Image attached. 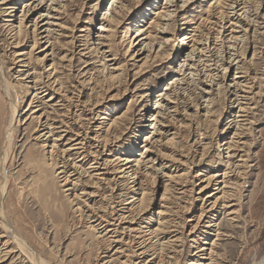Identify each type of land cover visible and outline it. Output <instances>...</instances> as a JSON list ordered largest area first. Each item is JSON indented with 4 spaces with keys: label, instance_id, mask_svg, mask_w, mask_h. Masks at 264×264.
Wrapping results in <instances>:
<instances>
[{
    "label": "rangeland",
    "instance_id": "rangeland-1",
    "mask_svg": "<svg viewBox=\"0 0 264 264\" xmlns=\"http://www.w3.org/2000/svg\"><path fill=\"white\" fill-rule=\"evenodd\" d=\"M29 1L13 0L18 4L15 19L7 17L2 11L5 7L0 5V205L2 217L10 228L8 235L12 232L25 239L36 255L48 264H123L126 259H130L127 264H136L151 259L134 256L133 237L123 230L127 225L122 226L117 235L120 243H114L112 247L105 242L110 236L96 228L93 222L96 214L101 212L108 213L113 224L107 198L118 187L121 191L114 192L115 198L126 195L132 198L134 192L130 193L128 187H133V180H119L114 168L107 173L103 171L106 175L101 177V196L91 197L98 188L86 173L92 162L85 160L81 165L83 169L73 174L72 163L81 157H63V151L69 148L73 139L69 130L74 118L70 115L71 105L66 103L62 107L61 100L56 99L49 103L51 109L48 106L51 93L41 100L47 104L46 111L36 115L47 112L50 123H56L57 129H52L48 143L40 137L45 125L38 126L30 111L36 93L30 89L32 85L26 83L39 80L46 83L44 86L51 87L47 74L43 75L44 70H49L52 65L57 68L63 94L69 98L74 96L77 101L76 114L80 117L75 123L77 129L74 128L88 133L91 130V138L95 139L92 143L96 145L93 148L104 155L103 158L108 160L112 156L137 161L138 165H134L139 174L137 172L135 177L143 183L147 206L150 207H134L133 215L138 216L146 209V214L142 213L143 225L154 229L157 225L155 213L160 208L158 204L167 184L165 177L182 176V182L189 178L194 181L199 170L213 175L221 168V157L227 160L226 152H223L226 147L220 146L230 142L236 130L228 128L233 127L235 118L232 116L237 112L234 106L238 105L236 98L229 95V89L238 82L237 73L246 69L257 81V85L253 84V95H250L252 101L248 102L252 115L242 142L246 144L249 165L243 169L246 176L233 179L234 183L238 180L244 183L237 195L239 207L225 210L215 217L221 224L220 235H207L209 245L205 247L212 249L209 257L214 260L213 264L260 262L264 258V0H37L30 1L34 6L25 9L24 4ZM243 2L246 9L240 11L238 6ZM161 8L167 15L171 14L174 21H161L163 17L168 19L164 14L156 17L155 12ZM28 10H34L35 14L26 22ZM10 19L13 22H7ZM22 21L19 40L23 47L12 49L9 47L14 35L12 31L20 30ZM36 22L39 28L43 27L41 31H49L52 35L54 32L50 41L53 47L46 54H41V50L31 52L33 41L27 38L34 31ZM233 23L241 27L248 23L255 25L247 32L246 41L243 44L239 41L234 50L229 49L233 44V41L229 43V36H243L245 33L238 34L243 29L236 28ZM11 24L15 28L12 29ZM139 28L147 32L135 41ZM193 30L194 39L202 43L205 51L199 57L197 53L191 55V50L182 45L184 36ZM132 41L134 48H131ZM139 50L145 53L135 60L134 54L136 56ZM16 51L26 53L20 58L25 59L24 63H18ZM46 55L49 56L47 60L40 62ZM230 56L236 59L235 63ZM224 66L231 67L229 73L223 71ZM175 80L176 84L171 85ZM4 83L9 87L8 96L4 92ZM15 107L19 115L10 130L12 108ZM206 109L210 113H206ZM103 118L105 120H101ZM151 119L155 120L149 121ZM145 136L151 137V141L145 143ZM106 142H109L107 146ZM67 173L72 174V179H78L77 187L65 182ZM196 185L188 188L193 192L189 194L187 205L174 201L172 197L178 198L175 189L167 194L169 200L166 203L170 202V208L176 213L174 222L176 225L182 222L179 224L181 228L185 226L177 234L167 235V238L177 235L178 241H182L175 243L172 249L173 252L177 250L174 264H188L195 253L189 237L192 222L188 221L201 212L202 202L196 199L199 192ZM71 188L73 190L69 191ZM188 204L192 205L191 214L186 213ZM234 210L237 214L230 216ZM1 230L5 229H0V235ZM12 242L9 249L12 248L14 253L8 258H2L1 254L0 264H36L31 252L22 249L13 239ZM201 242L199 244H205ZM119 250L122 253H116ZM165 257V253L159 252L158 259L153 262L165 264Z\"/></svg>",
    "mask_w": 264,
    "mask_h": 264
},
{
    "label": "bare ground",
    "instance_id": "bare-ground-1",
    "mask_svg": "<svg viewBox=\"0 0 264 264\" xmlns=\"http://www.w3.org/2000/svg\"><path fill=\"white\" fill-rule=\"evenodd\" d=\"M30 1H36L37 0H30ZM26 2L24 5V8L27 9L28 7H32L34 6V3L31 2ZM188 1V0H187ZM241 1V0H240ZM244 1V0H243ZM167 2H170V0H167ZM220 2V1H219ZM189 3V2H188ZM187 3V4H188ZM218 3V2H216ZM0 5L5 7L2 11L4 13H6L7 17L10 18H16V13L18 12V4H15L13 2V0H0ZM0 6V7H1ZM238 7H240V11H244L246 9V7L244 6V2L239 5ZM237 7V8H238ZM232 8V7H231ZM236 8V7H234ZM124 10V9H123ZM235 10V9H234ZM36 11V10H35ZM221 13V12H220ZM35 14L34 10H28V14L25 15V19L26 22L31 19L33 17V15ZM166 16L165 18H168L167 20L164 19V15ZM222 14V13H221ZM160 15H162L161 17L162 20L161 21H174L172 19V15L168 14L166 12L163 11V9H158L155 12V16L156 17H160ZM240 16V14H239ZM5 17V15H4ZM11 20V19H10ZM20 20V19H18ZM7 22H13V20L11 21H7ZM153 23V21L151 22ZM155 23V22H154ZM187 23V22H186ZM191 23V22H190ZM240 23V21L238 22ZM233 23L232 25L235 26L236 28H241L243 30H241V32L239 33H245L243 36H237V35H232L229 36V43H231V41H233V44H230L229 49H235L238 48L239 46V41L240 43L243 44V42H245V37L247 32L251 31V28L254 27L255 25H253L252 23H248V25L241 27V25H238ZM20 25V30H18L16 32V30H13L12 33L14 34L11 37V43L10 46L12 49H20V47H23V42H21L19 40V35L21 34V28L23 27V21L21 23H19ZM35 24V23H34ZM41 24V23H40ZM160 24V22H159ZM159 24H157L159 26ZM162 24V23H161ZM193 24V23H192ZM14 24H11V28L14 27ZM156 25V26H157ZM243 25V24H242ZM157 26V27H158ZM169 26V25H168ZM232 26V27H233ZM150 27V26H149ZM160 27V26H159ZM15 28V27H14ZM32 28V27H31ZM43 28V27H42ZM42 28H39V23L36 22V24L34 25V31L29 35L30 38L33 41V46L31 48V52L34 51V53L37 50H41L40 53L41 54H46V52L49 51V49L51 47H53V44L50 43L51 38L53 35L51 32L49 31H41ZM197 28V27H196ZM13 29V28H12ZM26 29V28H25ZM194 29V28H193ZM234 29V28H233ZM138 33L137 37H135V41L136 40H140V37L144 36L147 32V30H145L144 28H139L137 29ZM29 31V30H28ZM32 31V30H31ZM101 31V28H100ZM102 31H107L103 30ZM234 31V30H233ZM232 31V32H233ZM237 31V30H236ZM56 32V31H55ZM168 32V31H167ZM112 33V32H111ZM234 33V32H233ZM44 34H47L44 36ZM218 34H220V32H218ZM32 37V38H31ZM110 37V36H109ZM108 37V38H109ZM196 37V35L194 34V30L192 31V33H189L187 35L184 36V40L182 41V45H186V49H190L191 50V55H199L203 54V47L201 46L202 43L198 42L197 39H194ZM144 38V37H143ZM106 39V38H105ZM145 40L148 39V37L144 38ZM219 41V40H218ZM133 42V43H132ZM131 43V48L133 47V45H135L134 41H132ZM139 42V41H138ZM25 43V42H24ZM142 42L136 44V46H139ZM238 43V44H237ZM47 44V46L44 47V45ZM143 45V44H142ZM204 45V44H203ZM238 45V46H236ZM134 48V47H133ZM140 51V50H139ZM17 52V51H16ZM24 52V51H23ZM205 52V51H204ZM18 53V52H17ZM145 52L141 53V51L139 53H136V56L134 54L135 60L142 57L144 55ZM32 54V53H31ZM49 54V53H48ZM47 54V55H48ZM238 54V53H235ZM234 54V55H235ZM24 55H26V53H22L19 52L18 54H16V59L19 60L18 63H24L20 58L24 57ZM45 56L42 60H39L40 62H44L45 60H47V57L49 56ZM29 56V55H28ZM52 56V55H51ZM145 57V56H144ZM148 57V56H147ZM197 57V58H198ZM223 57V55H222ZM231 57V56H230ZM233 57V56H232ZM232 57L230 58V60H232V62L235 63L236 59H232ZM29 58V57H28ZM203 58V57H202ZM219 58V56L217 57ZM224 59V58H223ZM144 59L139 60V62H142ZM146 60V59H145ZM208 60V59H207ZM221 60V58H220ZM219 60V61H220ZM210 61V60H209ZM223 61V60H222ZM221 61V62H222ZM147 62V61H145ZM220 62V63H221ZM218 63V62H217ZM219 63V64H220ZM239 63V62H238ZM36 64V63H35ZM71 64V63H70ZM233 63H231L232 65ZM208 65V64H207ZM225 65V64H224ZM212 66V65H211ZM233 66V65H232ZM197 68V67H196ZM202 68V67H201ZM224 70L226 73H229L228 71L231 69V67H225L224 66ZM49 69V68H48ZM240 69V68H239ZM243 69V68H242ZM51 70V71H50ZM73 70V69H72ZM198 70V69H197ZM244 70V69H243ZM53 71V72H52ZM181 72V71H180ZM179 72V73H180ZM222 72V71H221ZM39 73V72H38ZM225 73V74H226ZM49 80H47L48 85L51 87H47L44 86L46 83L40 82L39 80L37 81H32L30 82L31 84H27L26 85H32V87L30 89H32L33 91H35V96L33 97V110L31 113L34 115L33 117H35V119L37 120L36 122L38 123V126L41 127V125L44 123L45 125V130L43 131V135H41L40 137H44L46 143H48V138L50 136H52L51 134L53 133L52 129H57L55 128L56 123L51 122V120L49 119V115H47V112H44L42 115L38 116L36 114H40L41 111H46L47 108V104H45L43 101H41L43 98H45L48 93H51V98L50 100H48V106H50L49 103L55 101L56 99L61 100L60 102L63 103V105H61L62 107L64 105H66V103H69L71 105V114L73 117V124L70 127V133H72V141H70V145L69 148L65 151H63V157L67 156V157H72L74 155H77L80 158V160L76 163H72L71 166L74 169V171L72 172L73 174L76 173L77 171H79L78 169H83L82 168V164L83 162L86 160H88L89 162H92L90 164V167H88V172L87 175L89 174L90 177L92 179H94L93 184L94 186L97 188L96 191H93L91 193V197L92 196H101V192H102V188H101V180L103 178L104 175H106L105 173L109 172L111 168H114L117 172V176H119V180H133L132 185L128 187L130 190L129 192L131 193L134 192V196L132 198L129 197V195L126 196H120L121 198H115L114 192L116 191H121L119 190L120 188L118 187L117 190H112V194L110 195V197H104L103 198H107L108 203H107V207L109 208V214L111 211V214L109 216H112L111 219H113V224L111 222V220L109 219L110 217L107 216L106 213H98L96 214V219L93 222L94 224L96 223V228H98L100 231L102 230V234L105 233V236H110L108 238L107 241L108 242V247H112L113 244H118L120 242H118L119 240H117V237L119 236V230L120 228H122V226H126L123 230L125 231V233L130 234V237H133V240L131 241V244L133 246V249L135 250V254L134 256L139 257V258H145V257H150V260H145L144 263L143 262H138L136 264H155V259H158V255L159 252H163L165 253V258L167 259V261L165 262V264H174L173 260H176V251L173 252V247H175V243H180L182 241H178L180 240L179 237H177V235L172 236L170 238H167V235H172L176 232H179L181 229H184L185 226H181L179 225L180 223L182 224V222H180L179 226L176 225V222H174L173 217L175 216L174 212H173V208H170L171 204L169 202V204L166 203L167 200H169V197L167 196L168 192H170L171 190L175 189L178 193V198L175 199V197H172L174 199L175 202L179 201L181 204L187 205V200H189V194H191L192 192L188 191V188L192 185H196V187H198L197 189L199 190L198 192V197L196 198L198 201H201V207L200 210L201 212L199 213L198 216H195L194 219H191L188 221V223L192 222V225H190V233H189V237L192 239L191 242L193 243V247L195 249V253L193 254V258L191 260L188 261V264H213V259L212 257H209L210 253L212 251V249H207V245H209L208 238L207 235L209 236H213V237H217L219 234L220 229V223H218V220H215V217H217L218 215H220L221 212L225 211V210H230L233 207H239V203H237V195L239 194V192L242 191V186L244 183L238 182L234 183L233 179L235 180V178H240L242 179L243 176H246L243 169L249 165L247 164L248 162V154L247 151L245 150L246 147L244 143H242L246 137V131H247V126L250 125V115H252L251 111V107L249 106L248 102L252 101V99L250 98V95H253V84H256V79H252L251 78V72L249 70H244L238 74V77L236 79H238V82L235 83V85L233 87H231L229 89V95H231L232 97L234 96L235 102L238 105H235L234 107H236L237 112L234 116H232L233 118H235V120L233 121V127L231 126V128L228 129H236L235 132L232 134V137L229 139L230 142L228 143H224L222 146L220 147H226L223 149V152H226L227 155V160L225 158L221 157V160L219 162V164L221 165V168H219V170H217L216 172H214L213 175H206L203 173V171H198L196 172V176L193 178L194 181H191L188 179V174L187 179L185 182L183 180V182L181 181L184 177L182 176H178V177H165L167 178V181L165 184V193L162 196V199L160 200L159 205V209L158 211L155 213L156 215V222L157 225L155 226L156 228L152 229V227L148 228V227H144L143 224H145V221L143 220V214H146L145 210L143 209L137 216L133 215V208L135 207H150L147 206V198H146V189L143 188L142 186V182H138L136 180V175L139 174L138 170L135 169L137 164V161H135L134 159H125L122 160L120 157H115L112 158V156H109V159L106 160L104 157V155H100L99 151H96V149H94L93 146L94 143H92V141H95V139L91 138V134L90 131L85 132V131H77L75 125L77 124V121L79 120V117L77 116L76 112L78 109V105L76 104V98L73 96V98H69L67 95H65L66 93L63 94L62 91V83L61 80L58 78V70L57 68L52 65V67L49 70H44L43 75H46ZM72 74V73H71ZM183 74V73H182ZM209 75V74H208ZM227 75V74H226ZM38 77V76H37ZM36 77V78H37ZM43 78V77H41ZM61 78V77H60ZM223 78V77H222ZM221 78V79H222ZM226 78V76H225ZM39 79V78H38ZM175 79V78H174ZM209 79V78H208ZM211 79H213V77L211 76ZM44 80V79H43ZM223 80H225L223 78ZM179 81V80H178ZM212 81V80H211ZM216 81V80H215ZM171 85H175L177 80L175 81H171ZM201 82V81H200ZM260 82V81H259ZM259 84V83H258ZM214 85V84H213ZM219 85V84H217ZM257 85V84H256ZM44 86V87H43ZM215 86V85H214ZM213 87V86H212ZM69 90V89H68ZM167 91L170 90V88L166 89ZM211 90V89H210ZM76 91V90H75ZM4 92H6L7 96L10 95L9 92V87L7 85H5L4 83ZM67 92V91H66ZM171 92V91H170ZM205 92V91H204ZM228 92V91H227ZM69 94V93H68ZM164 94V93H163ZM167 94V93H166ZM169 94V93H168ZM208 94V93H206ZM43 95L41 98L40 96ZM50 95V94H49ZM57 95L59 96V98H57ZM74 95H76L74 93ZM171 95V94H170ZM163 96V95H162ZM165 97V96H164ZM169 98V97H168ZM173 98V97H172ZM203 98V97H202ZM254 98V97H253ZM165 99V98H164ZM251 99V100H250ZM44 100V99H43ZM78 100V99H77ZM168 100V99H167ZM81 101V100H80ZM79 101V102H80ZM209 101V100H208ZM171 102V101H170ZM213 102V101H212ZM234 102V103H235ZM173 103V102H172ZM59 104V103H58ZM57 104V106H58ZM79 104V103H78ZM12 106V105H11ZM13 107V106H12ZM22 107V106H21ZM65 107V106H64ZM95 107V106H94ZM210 107V106H209ZM20 108V107H19ZM18 108V109H19ZM208 108V107H206ZM254 108V107H253ZM13 109V121H12V125L10 130L13 129V123L15 122V120H17V117L19 115L17 108H12ZM29 109V108H28ZM49 109V108H48ZM52 109V107H51ZM63 109V108H61ZM209 109V108H208ZM26 110V109H25ZM89 110V109H88ZM207 110V109H206ZM29 111V112H30ZM26 112V111H25ZM70 113V112H69ZM206 113H210L209 110L206 111ZM65 114V113H63ZM67 114V113H66ZM69 115V114H68ZM69 115V116H70ZM210 115V114H208ZM57 116V115H56ZM62 116V115H61ZM87 116V115H86ZM65 117V115L63 116ZM105 118V117H104ZM101 119V120H105V119ZM45 120V122H43V120ZM84 119V118H83ZM98 119V117H97ZM155 119H151L149 121H154ZM68 121V120H67ZM61 122V121H60ZM97 122V121H96ZM104 122V121H103ZM102 122V123H103ZM108 122V121H106ZM76 123V124H75ZM82 123V122H81ZM101 123V122H100ZM113 124V123H112ZM106 125V124H105ZM43 126V125H42ZM62 126V125H61ZM65 126V125H63ZM82 126V125H81ZM92 126V125H91ZM104 126V125H103ZM10 127V126H9ZM54 127V128H53ZM66 127V126H65ZM76 129H75V128ZM79 127V126H78ZM86 127V126H85ZM108 127H111L110 125ZM81 128V127H80ZM95 128V127H94ZM40 129V128H39ZM46 129L47 132H46ZM103 129V128H102ZM152 129V128H151ZM95 130V129H94ZM110 130V129H109ZM108 130V131H109ZM105 131V130H104ZM66 133V132H65ZM93 133V132H92ZM14 134V133H12ZM10 134V135H12ZM108 134V133H107ZM39 135V134H38ZM66 135V134H65ZM99 135V134H98ZM71 136V135H70ZM97 136V135H96ZM13 137V136H12ZM47 137V138H46ZM99 139L101 138L100 136H97ZM105 137V136H104ZM109 137V135H108ZM147 137L145 139V143L151 141V137L145 136ZM205 138V137H204ZM103 139V138H102ZM101 139V140H102ZM108 139V138H107ZM59 140V138H58ZM106 141V140H105ZM104 141V142H105ZM100 142V141H99ZM110 142V141H109ZM108 142V143H109ZM247 142V141H246ZM102 143V142H101ZM108 143L106 142V146L108 145ZM113 143V142H112ZM111 143V144H112ZM8 144V142H7ZM12 145V144H11ZM249 145V144H248ZM8 146V145H7ZM113 146V145H112ZM99 147V146H98ZM148 146L145 147V149ZM55 148V145L52 147ZM57 148V146H56ZM60 149V148H59ZM105 149V148H104ZM107 149V148H106ZM144 149V148H143ZM100 150V149H99ZM103 151V150H102ZM149 150L146 149V152H148ZM106 152V151H105ZM145 152V153H146ZM204 152V151H203ZM224 153L222 156H224ZM51 154V153H50ZM106 154V153H105ZM103 156V157H102ZM108 158V157H107ZM236 159H238L237 161H235ZM51 160V158H50ZM71 160V159H70ZM75 160V159H74ZM106 160V161H104ZM68 161V160H67ZM85 161V162H86ZM149 161V160H148ZM250 161V160H249ZM146 162V161H145ZM181 162V160H180ZM64 163V162H63ZM69 163V161H68ZM67 163V164H68ZM78 163V164H77ZM148 163V162H147ZM146 163V164H147ZM182 163V162H181ZM183 164V163H182ZM185 164V163H184ZM187 164V163H186ZM201 164V163H200ZM138 165V164H137ZM142 165V164H141ZM145 165V164H144ZM180 165V164H179ZM67 166V165H66ZM64 166V167H66ZM69 166V165H68ZM181 166V165H180ZM186 166V165H185ZM203 166V165H202ZM197 167V165H196ZM200 167V166H199ZM143 168V167H142ZM145 168V167H144ZM178 168V167H177ZM248 168V167H247ZM63 169V168H62ZM147 169V168H146ZM65 170V169H64ZM63 170V171H64ZM145 170V169H144ZM83 171V170H82ZM103 171H105V173H103ZM141 171V170H140ZM62 172V171H61ZM138 172V174H137ZM146 172V171H145ZM247 172V171H246ZM64 173V172H62ZM79 173V172H78ZM212 173V172H211ZM216 173V174H215ZM81 174V173H80ZM84 174V173H83ZM114 174V173H113ZM170 174V173H169ZM65 174H63L64 176ZM72 174H66V179L65 182L66 183H70V185H74L76 186V182L78 181V179H72L73 177L71 176ZM77 175V174H76ZM173 175V174H172ZM183 175V174H182ZM84 176V175H83ZM177 176V175H176ZM81 177V176H80ZM182 177V179H180ZM142 178V177H141ZM192 178V177H191ZM107 179V178H106ZM117 179V180H118ZM138 179V178H137ZM75 180V181H73ZM114 181V180H113ZM129 182V181H128ZM165 182V181H164ZM109 184V183H108ZM112 184V183H111ZM121 184V183H120ZM125 184V183H124ZM116 185V184H115ZM122 185V184H121ZM126 185V184H125ZM127 186V185H126ZM67 187V186H66ZM77 187V186H76ZM125 187V186H124ZM171 187V188H170ZM193 187V186H192ZM195 187V186H194ZM214 188L212 190V192H210L208 195H206L207 191L211 188ZM115 188V187H114ZM127 188V189H128ZM173 188V189H172ZM95 189V188H94ZM111 189V188H110ZM190 189V188H189ZM193 189V188H192ZM191 189V190H192ZM68 190V189H67ZM73 190L72 188L69 190L71 191ZM173 190V191H175ZM149 191V190H148ZM172 191V192H173ZM175 193V192H174ZM84 194V193H83ZM128 194V193H127ZM89 195V194H87ZM125 195V194H124ZM176 195V196H177ZM136 196V197H135ZM138 196V197H137ZM129 197V198H128ZM194 197V196H192ZM191 197V198H192ZM83 198V197H82ZM101 198V197H100ZM0 199H2V197H0ZM89 199V198H88ZM105 200V199H104ZM103 201V200H102ZM192 200H190L191 202ZM193 202V201H192ZM79 203V202H77ZM179 203V204H180ZM138 204V205H137ZM104 205V204H103ZM176 205H178L176 203ZM183 205V206H184ZM78 206V205H76ZM182 206V205H181ZM179 206V207H181ZM192 207V205H190ZM189 204L188 206H186V210L188 214H191L192 209L190 208ZM2 206L0 205V229H5V230H1L2 235H0V248L2 247V249L0 250V255H2V258H8L10 257L14 252L13 249H9L10 245L13 243L12 239L14 241H16L17 244H19V246L22 249H27V252H31L33 254V256L35 257L36 260V264H48L47 262L43 261V259H41L38 255H36V253L34 252V250L31 248L30 244L23 239L22 237L18 236L17 234H13L12 232H10L11 234H9L10 228L6 225L4 219H3V212H2ZM99 209V208H98ZM105 209V208H104ZM102 210V211H106V210ZM177 209V208H176ZM78 210V209H77ZM137 212V209H135ZM91 211V210H90ZM93 212V211H92ZM96 212V211H95ZM98 212H100L98 210ZM108 212V210H107ZM139 212V211H138ZM179 212V211H178ZM177 212V213H178ZM94 213V212H93ZM135 213V212H134ZM237 214V212L231 211L229 213L230 216H233ZM88 215V214H87ZM178 215V214H177ZM180 216V215H179ZM179 216H177L179 218ZM193 216V215H192ZM85 218V216H84ZM95 218V217H93ZM196 218V220H195ZM236 218V217H235ZM82 219V218H81ZM87 219V217H86ZM89 219V218H88ZM153 220V221H155ZM177 220V219H176ZM194 220V221H193ZM232 220H235L234 218ZM88 222V221H87ZM155 222V223H156ZM152 226V225H151ZM188 226V225H187ZM186 226V227H187ZM92 227V226H91ZM94 230V227H93ZM8 231V232H7ZM4 233V234H3ZM122 233V232H120ZM183 233V232H182ZM204 233V235L202 234ZM177 234V233H176ZM181 234V233H180ZM100 235V234H99ZM118 235V236H117ZM104 236V235H103ZM104 236V237H105ZM127 236V235H126ZM161 236H163V238H160ZM205 236V238H203ZM101 237V236H98ZM103 238V237H102ZM101 238V239H102ZM113 238V239H112ZM165 243L163 242V244L161 242V240L165 239ZM203 238V239H202ZM121 240V239H120ZM5 241V242H3ZM190 241V240H189ZM199 241H202L205 244H199ZM12 242V243H11ZM201 242V243H202ZM103 243V241H102ZM185 243V242H183ZM151 244V247H149ZM13 245V244H12ZM155 245V246H154ZM178 245V244H177ZM107 246V244L105 245ZM181 246V245H180ZM212 246H214V243H212ZM184 247V244H183ZM15 248V247H14ZM19 248V247H18ZM109 250V249H108ZM30 253V255H31ZM116 253H122V251H116ZM178 253V252H177ZM182 254V253H181ZM133 256V257H134ZM180 258V257H179ZM129 259V257H128ZM130 260V259H129ZM129 260L126 259V261H124L123 264H127V262H129ZM143 260V259H142ZM161 263V262H160ZM110 264V263H109ZM133 264H135L133 262ZM255 264H264V258Z\"/></svg>",
    "mask_w": 264,
    "mask_h": 264
}]
</instances>
